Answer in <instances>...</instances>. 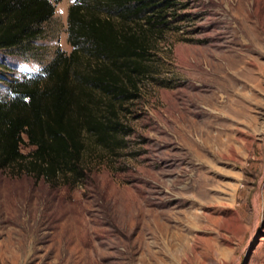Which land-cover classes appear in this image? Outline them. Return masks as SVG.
Segmentation results:
<instances>
[{
  "label": "rangeland",
  "instance_id": "obj_1",
  "mask_svg": "<svg viewBox=\"0 0 264 264\" xmlns=\"http://www.w3.org/2000/svg\"><path fill=\"white\" fill-rule=\"evenodd\" d=\"M174 1L85 177L0 168V264H264V0ZM71 2L0 49V99L70 51Z\"/></svg>",
  "mask_w": 264,
  "mask_h": 264
},
{
  "label": "trees",
  "instance_id": "obj_2",
  "mask_svg": "<svg viewBox=\"0 0 264 264\" xmlns=\"http://www.w3.org/2000/svg\"><path fill=\"white\" fill-rule=\"evenodd\" d=\"M60 0H0V49L36 38ZM174 0H72L69 52L57 48L41 73L10 83L0 99V168L56 182L86 176L84 136L115 140L118 108L135 98ZM173 14V13H172ZM178 15H175V17ZM25 143L30 149L23 152Z\"/></svg>",
  "mask_w": 264,
  "mask_h": 264
}]
</instances>
